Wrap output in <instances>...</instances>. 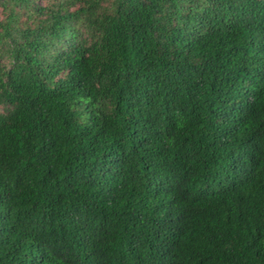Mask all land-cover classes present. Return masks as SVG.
Segmentation results:
<instances>
[{
    "label": "trees",
    "instance_id": "16d2710c",
    "mask_svg": "<svg viewBox=\"0 0 264 264\" xmlns=\"http://www.w3.org/2000/svg\"><path fill=\"white\" fill-rule=\"evenodd\" d=\"M0 6V264H264V0Z\"/></svg>",
    "mask_w": 264,
    "mask_h": 264
},
{
    "label": "rangeland",
    "instance_id": "374dc122",
    "mask_svg": "<svg viewBox=\"0 0 264 264\" xmlns=\"http://www.w3.org/2000/svg\"><path fill=\"white\" fill-rule=\"evenodd\" d=\"M54 1H56V0H35V5L47 6L48 4H50V3L54 2ZM5 11L6 10H4L2 6H0V19L4 18V16L6 15ZM21 21H23V22L28 21V18H27V16L25 14H23L21 16ZM28 22H29L28 23L29 25L33 23V21H31V20H29ZM1 111H3V108L0 106V112Z\"/></svg>",
    "mask_w": 264,
    "mask_h": 264
}]
</instances>
